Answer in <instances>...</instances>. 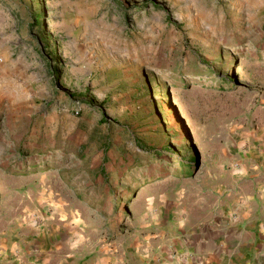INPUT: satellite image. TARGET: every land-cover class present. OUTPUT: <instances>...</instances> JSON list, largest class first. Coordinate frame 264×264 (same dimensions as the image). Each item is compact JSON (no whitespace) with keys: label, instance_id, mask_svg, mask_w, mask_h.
<instances>
[{"label":"rangeland","instance_id":"rangeland-1","mask_svg":"<svg viewBox=\"0 0 264 264\" xmlns=\"http://www.w3.org/2000/svg\"><path fill=\"white\" fill-rule=\"evenodd\" d=\"M238 147L264 149V0H0V259L27 229L119 264Z\"/></svg>","mask_w":264,"mask_h":264},{"label":"crops","instance_id":"crops-1","mask_svg":"<svg viewBox=\"0 0 264 264\" xmlns=\"http://www.w3.org/2000/svg\"><path fill=\"white\" fill-rule=\"evenodd\" d=\"M228 154L231 167L212 169L200 180V188L214 192L201 217L188 215L153 239L143 236L146 243L137 241L119 264H264V149L238 147ZM19 235L9 248L16 258L0 264L58 261L54 245L30 238L27 229Z\"/></svg>","mask_w":264,"mask_h":264},{"label":"trees","instance_id":"trees-1","mask_svg":"<svg viewBox=\"0 0 264 264\" xmlns=\"http://www.w3.org/2000/svg\"><path fill=\"white\" fill-rule=\"evenodd\" d=\"M32 21L34 22L35 25H37V23H38L37 22V16H34L33 19H32Z\"/></svg>","mask_w":264,"mask_h":264}]
</instances>
